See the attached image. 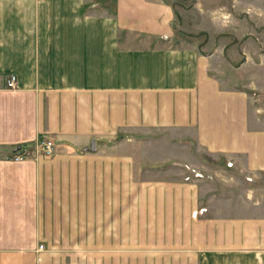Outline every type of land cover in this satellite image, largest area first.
<instances>
[{"label":"crops","instance_id":"crops-1","mask_svg":"<svg viewBox=\"0 0 264 264\" xmlns=\"http://www.w3.org/2000/svg\"><path fill=\"white\" fill-rule=\"evenodd\" d=\"M258 1L248 4L245 30L240 24L231 31L247 36V87L229 88L212 71L213 54L176 42L162 0H0V264H47L37 246L56 242L44 181L49 164L64 156L36 154L38 138L53 139L59 154L94 158L104 172L119 164L124 178L128 157L100 151L152 142L157 155L168 154L156 162L181 165L173 183L151 190L163 198L157 218L174 229L151 238L158 264H264V206L263 214H234V206L219 214L214 186L264 181ZM10 73L16 81L8 88ZM161 141L180 152H161ZM25 144L29 155L12 160ZM206 155L216 156L213 165ZM183 164L202 178L185 182ZM262 189L264 196V182Z\"/></svg>","mask_w":264,"mask_h":264},{"label":"rangeland","instance_id":"rangeland-1","mask_svg":"<svg viewBox=\"0 0 264 264\" xmlns=\"http://www.w3.org/2000/svg\"><path fill=\"white\" fill-rule=\"evenodd\" d=\"M162 1L168 8L176 42L205 48V53L213 54L212 71L225 87L246 88L247 70L241 67L247 60V36L241 35L239 39L231 31L240 24V28L245 26V30L246 9L251 0ZM263 2L258 1L261 8L264 7ZM211 10L216 14L212 16ZM51 140L54 143L51 155L40 154L34 145L32 147L36 154L49 160L56 155L64 156L63 163L59 164L56 160L49 164L44 181L50 232L55 234L56 239L55 243L43 244L41 249L37 246L39 252H45L50 257L47 264H158L159 260L153 255L151 238L164 233L167 235L174 229H169L166 220L157 218L158 205L163 198L153 195L151 190L159 183H173V173L177 166L181 169V165L175 166L169 160L156 162L162 155L153 151L155 146L152 142L130 141L133 143L112 145L100 151V155L128 157L127 178H124L119 164H113L112 170L104 172V165L99 166L94 158H77L70 150L59 154L55 141ZM159 148L163 153H177L181 147L161 141ZM167 156L161 157V160ZM205 158L212 165L216 161L213 155H206ZM231 165L230 161L226 162V166ZM183 167L187 172L183 178L185 182L191 181L194 176L202 178L200 170L189 164H183ZM246 182L249 185L242 182L229 186L214 185L221 198L216 201L217 207L222 209L219 214H229L232 211L227 209L233 206L236 207L234 214H263V179L251 181L247 177ZM209 184L212 186L214 182ZM247 190L254 192L249 191L248 199L245 197ZM251 202H256L258 206L251 208ZM205 210V207L199 208L191 214L197 217Z\"/></svg>","mask_w":264,"mask_h":264},{"label":"built area","instance_id":"built-area-1","mask_svg":"<svg viewBox=\"0 0 264 264\" xmlns=\"http://www.w3.org/2000/svg\"><path fill=\"white\" fill-rule=\"evenodd\" d=\"M15 81H16L15 74L10 73L6 80V87H9V88L13 87L15 85ZM33 145L35 146V149L39 151L40 154L48 156L53 153L54 143L51 139L38 138L34 141ZM28 150L29 148L26 144L21 145L18 149L15 150V152L11 156L12 157L11 159L14 161H20V160L25 159L29 155ZM38 247L41 249L43 247V244H39Z\"/></svg>","mask_w":264,"mask_h":264},{"label":"water","instance_id":"water-1","mask_svg":"<svg viewBox=\"0 0 264 264\" xmlns=\"http://www.w3.org/2000/svg\"><path fill=\"white\" fill-rule=\"evenodd\" d=\"M94 147H95L94 142H92L90 148L93 149Z\"/></svg>","mask_w":264,"mask_h":264}]
</instances>
